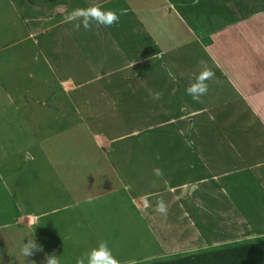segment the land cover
Masks as SVG:
<instances>
[{"label": "rangeland", "instance_id": "obj_1", "mask_svg": "<svg viewBox=\"0 0 264 264\" xmlns=\"http://www.w3.org/2000/svg\"><path fill=\"white\" fill-rule=\"evenodd\" d=\"M25 16L18 0H0V264H46L49 255L59 264H88L101 243L117 262L173 254L162 264L252 245L264 264L261 112L252 106L257 117L246 107L236 111L241 118H186L173 64L187 54L54 52L45 22ZM94 133L109 135L110 147L98 149ZM111 188L116 198L108 199ZM220 188L225 196L205 192ZM198 189L199 214L188 196L186 219L177 221L181 212L165 204L158 228L127 198L169 201L170 192ZM165 215L181 228L167 229ZM31 236L41 251L23 257Z\"/></svg>", "mask_w": 264, "mask_h": 264}, {"label": "crops", "instance_id": "obj_2", "mask_svg": "<svg viewBox=\"0 0 264 264\" xmlns=\"http://www.w3.org/2000/svg\"><path fill=\"white\" fill-rule=\"evenodd\" d=\"M43 6L55 7L49 9ZM20 7L22 15H27L25 19L45 22L46 29L42 32L54 52L187 54V60L174 57L173 64L177 90L184 94L186 100L181 105L186 118L204 113L211 119L219 116L224 120L228 116L241 118L243 114L238 112L241 109L245 111L246 107L257 117L252 106L264 116V106L255 104L258 98L264 101V0H18ZM109 12L118 17L111 24L106 23ZM193 59L199 60L193 63ZM201 60L214 72V77L205 82L207 93L199 101H194L186 89L196 83V78L203 71ZM164 66H167L166 63ZM67 83L72 84L71 81L64 84ZM69 89L68 85L64 91L63 86L64 92H69ZM56 112L52 110V113H60ZM93 138L98 149L110 147L112 139L109 135L94 133ZM225 176L227 173L224 172L221 179ZM216 178L211 177L212 180H219ZM110 190L106 191L107 198H116L117 191ZM218 190L212 193L210 189H205V192L208 191L213 198L221 192L225 196L222 188ZM98 193L94 194L95 200L103 197ZM170 193L173 194H168L169 201L165 198L153 200L156 195L148 194L128 195L127 198L136 212H142L139 217L153 228H158L160 222L157 223V220L164 212L159 210L161 205L177 207L181 212L180 218L175 217L177 221L187 217L188 208L183 203L188 201V196L193 199L192 202L194 198L197 200V204L189 208L192 213L199 214V205H205L201 197L204 193L199 189L197 195L196 191L187 195L182 190ZM156 213L159 215L156 216ZM32 219L37 221L35 216ZM165 221L170 223L167 229L181 228V222L176 224L173 216L165 215ZM186 251L190 249L182 252ZM164 255L132 258L118 264H162L159 259ZM255 260L263 264L257 258Z\"/></svg>", "mask_w": 264, "mask_h": 264}, {"label": "clouds", "instance_id": "obj_3", "mask_svg": "<svg viewBox=\"0 0 264 264\" xmlns=\"http://www.w3.org/2000/svg\"><path fill=\"white\" fill-rule=\"evenodd\" d=\"M107 17V24H111L113 21L118 19L117 15L112 12L107 13ZM85 27H87V25H85ZM200 64L203 66V71L196 78V83L186 89L187 94L190 95L194 101H199L200 97L207 93L208 85L205 81L214 77V72L207 67L205 61L201 60ZM160 95L161 94L159 92H155L153 94V99L159 100ZM159 210L164 211L163 205L160 206ZM20 251L23 257H27L32 255L34 251H41V246L38 245L33 236H31L30 239H27V243H23ZM87 262L88 264H118V262L113 258L107 243H101L97 248L92 249L87 256ZM46 264H59L57 256H47ZM78 264H83V261H79Z\"/></svg>", "mask_w": 264, "mask_h": 264}, {"label": "trees", "instance_id": "obj_4", "mask_svg": "<svg viewBox=\"0 0 264 264\" xmlns=\"http://www.w3.org/2000/svg\"><path fill=\"white\" fill-rule=\"evenodd\" d=\"M255 255V249L250 245L236 250H219L187 256L182 259V264H259Z\"/></svg>", "mask_w": 264, "mask_h": 264}]
</instances>
